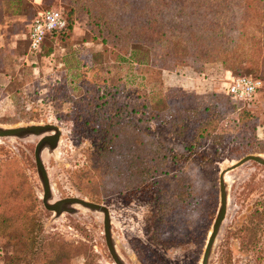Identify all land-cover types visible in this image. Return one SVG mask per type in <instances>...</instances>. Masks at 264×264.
<instances>
[{
  "label": "rangeland",
  "instance_id": "obj_1",
  "mask_svg": "<svg viewBox=\"0 0 264 264\" xmlns=\"http://www.w3.org/2000/svg\"><path fill=\"white\" fill-rule=\"evenodd\" d=\"M184 1L188 10L197 7L210 14L215 35L219 27L220 34H232L230 28L237 26L248 35L251 24L257 36V18L246 12L261 9L256 1L253 6L244 0ZM73 2L78 7L70 15V30L46 35L40 52L32 53L27 32L35 11L61 12L68 0H0V127H58L56 146L41 151L48 201L76 196L104 205L114 249L124 264H199L218 207L220 170L246 154L264 158V66L253 56L223 63L211 59L191 67L165 59L156 44L150 48L138 40H131V49L122 54L111 38L101 42L93 19L79 7L97 9L99 0ZM152 2L128 3L143 10ZM242 44L250 49L249 43ZM229 75L257 76L263 83L251 101L235 105L224 90ZM102 91L106 112L112 105L123 108L134 96L157 112H170L168 122L156 116L147 124L148 133L170 148L166 175L122 186L115 172L114 181H106L109 176L101 168L108 157L93 130ZM234 106L247 111L244 119L253 124L250 148L237 146L250 132L237 125ZM212 113L221 137L193 141L198 121ZM42 135L0 137V212L20 213L35 223L33 249L63 254L54 264H115L104 242L101 212L73 205L71 212L56 215L43 207L33 161ZM96 166L97 175L92 173ZM224 174L226 209L206 264H264V166L247 160ZM12 253L11 240L0 234V264Z\"/></svg>",
  "mask_w": 264,
  "mask_h": 264
},
{
  "label": "trees",
  "instance_id": "obj_2",
  "mask_svg": "<svg viewBox=\"0 0 264 264\" xmlns=\"http://www.w3.org/2000/svg\"><path fill=\"white\" fill-rule=\"evenodd\" d=\"M73 1L68 0L61 11L65 26L47 35H58L65 30H70V15L75 6L78 7L73 5ZM255 1L259 3L261 9L256 11L247 9L246 12L257 18V24L253 28L257 36L250 31L251 24H248L245 30L249 33L248 35L242 33V29L238 26L230 28L234 31L232 34H220L223 29L219 27L221 31L215 35L213 18L209 17L210 14L204 11L199 12L197 7L188 10L187 1L184 0H153L143 10L138 9L135 3H128L129 0H99L97 9L84 4L79 7L93 19L101 36V42L107 40V38L104 39L106 36L111 38L112 46L118 44L122 54L131 49L128 45L131 40H138L147 47L156 44L165 59L183 62L191 67H196L195 63L211 61V59L223 63L252 60L253 56H257L259 64L264 66V50L260 52L264 44V0H244L246 4H252V6ZM196 2L199 3V1ZM125 7L127 9H124ZM243 40L249 43L250 49L243 46ZM40 49L41 45L39 52ZM97 98H100V102H96L98 114L93 130L99 132L102 140L101 149L105 152L103 156L108 157L104 167L101 168V171L103 170L109 176L106 181H114L115 172V180H119L122 186L140 184L157 173L166 175V161L172 156L170 148L148 133L147 124L153 117L156 120V116L168 122L170 112L168 110L157 112L142 97L138 101L135 96L125 102L123 108L112 105L106 112L102 109V105L106 104L104 103L106 93L100 92ZM205 108L209 107L206 105ZM233 112L237 125L246 126L244 133L250 132V135L242 136L246 140L238 141L237 146L241 149L250 148L255 139L253 124L244 119V117L249 118L248 112L237 109L235 106ZM214 116L212 113L210 117H206L201 122L198 121L193 141L201 143L221 137L219 133H216ZM99 170L100 167L96 166L92 169V173L97 175ZM256 222L254 225L257 224ZM37 231L35 223L29 224V221H26L20 213L1 211L0 234L11 240L13 252L11 258L2 264H54L59 256H63L52 248L45 249L48 250L47 252L33 249Z\"/></svg>",
  "mask_w": 264,
  "mask_h": 264
},
{
  "label": "water",
  "instance_id": "obj_3",
  "mask_svg": "<svg viewBox=\"0 0 264 264\" xmlns=\"http://www.w3.org/2000/svg\"><path fill=\"white\" fill-rule=\"evenodd\" d=\"M27 134H35V135L44 134L37 140L33 148V161H34L36 173L38 175L39 181L42 186L41 203L43 207L54 212V214L56 215H58L62 211L71 212L74 209L73 205H78L80 207L87 208L91 211L101 212L103 216L102 217L103 238L106 248L115 264H124L119 258V256L116 254V251L114 249L109 231L108 211L104 205L76 196L62 197L52 202L48 201V199H50V189H49L47 175L41 160V151L44 147H47L49 150H51L56 146L59 137L58 127L48 123L27 124V125H19L14 127H0V137H4V136L20 137ZM247 160H253L264 166V158L261 157L259 154H246L240 157L235 162L231 163L226 168L220 170L219 172L218 207L216 209L214 218L212 220L210 230L207 233L206 241L203 247L199 264H206L210 252V248L217 234L219 225L225 214L227 198H226V189L224 185V173L242 164Z\"/></svg>",
  "mask_w": 264,
  "mask_h": 264
},
{
  "label": "built area",
  "instance_id": "obj_4",
  "mask_svg": "<svg viewBox=\"0 0 264 264\" xmlns=\"http://www.w3.org/2000/svg\"><path fill=\"white\" fill-rule=\"evenodd\" d=\"M39 3L40 0H28ZM65 19L58 9L46 8L36 10L30 20L27 32V48L30 52L38 51L45 36L54 30L62 29ZM262 80L258 77L247 75H229L225 85V93L234 99L233 104L248 103L255 92L261 88ZM238 108V107H236Z\"/></svg>",
  "mask_w": 264,
  "mask_h": 264
},
{
  "label": "bare ground",
  "instance_id": "obj_5",
  "mask_svg": "<svg viewBox=\"0 0 264 264\" xmlns=\"http://www.w3.org/2000/svg\"><path fill=\"white\" fill-rule=\"evenodd\" d=\"M43 150H44V149H43ZM41 154H42V153H41ZM41 157H42V156H41ZM224 180H226V179H225V174H224Z\"/></svg>",
  "mask_w": 264,
  "mask_h": 264
}]
</instances>
